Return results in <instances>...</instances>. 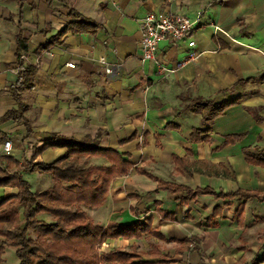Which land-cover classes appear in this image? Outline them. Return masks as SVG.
Masks as SVG:
<instances>
[{"label": "crops", "instance_id": "crops-1", "mask_svg": "<svg viewBox=\"0 0 264 264\" xmlns=\"http://www.w3.org/2000/svg\"><path fill=\"white\" fill-rule=\"evenodd\" d=\"M71 8L95 29L67 31L62 43L38 50L71 18ZM149 10L190 17L201 12L188 37L164 39L158 45L157 59L174 71L162 74L154 60H141L140 20ZM20 19L28 47L18 57L15 35ZM189 40L194 45L189 46ZM192 51L199 54L190 59ZM239 93V103L213 118L210 141L189 140L201 118L186 108L191 99L220 101ZM251 109L264 118V0H23L21 5L0 0V155L5 153L3 142L10 139L8 154L20 164L50 162L65 148L34 152L54 134L78 139L96 135L101 145L117 147L132 167L110 180L103 202L83 205L85 215L103 226L151 216L152 227L164 235L106 238L98 248L102 264H123L108 255L116 247L135 249L141 254L134 262L145 264H249L264 258V199L202 193L180 204L175 198L182 192L155 191L156 178L223 192L264 191V166L247 162L242 153L246 145L264 149V120H256ZM9 110H14L13 116L1 118ZM233 133L243 135L219 146ZM175 155L206 159L215 168H228L229 175L179 172ZM101 158L94 156L91 162L105 163ZM6 164L0 160L1 166ZM138 166L155 178L136 170ZM17 172L31 188L51 185L47 172ZM38 176L45 178L39 182ZM13 185L4 183L0 191L18 193ZM156 198L162 200V209L174 213L172 218H160ZM243 199L238 216L236 208ZM7 251L8 246L0 264L17 263L16 252L7 257Z\"/></svg>", "mask_w": 264, "mask_h": 264}, {"label": "trees", "instance_id": "trees-1", "mask_svg": "<svg viewBox=\"0 0 264 264\" xmlns=\"http://www.w3.org/2000/svg\"><path fill=\"white\" fill-rule=\"evenodd\" d=\"M17 1L19 5L23 2V0ZM69 11L71 18L55 34L49 35L45 44L39 46L38 50L45 49L54 43H62L64 41L62 37L67 31L91 32L95 29L96 25L87 20L79 11L72 8ZM18 27L15 42H17L16 56L20 57L21 52L27 50L28 41L21 19ZM242 98L243 94L239 93L220 101L201 97L191 99L186 108L195 114L199 113L201 118L200 124L192 128L189 140L192 142L210 141L209 133L212 129L213 118L223 114L228 106L239 103ZM13 111H5L1 118L13 116ZM251 111L256 120H264L255 109ZM166 126L175 125L167 122ZM27 129L31 131L28 126ZM242 135V133L226 134L219 146L239 141ZM50 146H61L65 148V151L50 162L36 160V162L29 161L26 165L20 164L8 153L0 155V160L6 161L7 166L13 165L16 169L14 172L5 170L0 173V185L9 182L23 188L22 191L11 193L7 197L0 196V256L7 246L11 245L15 247L18 257L15 264H102L103 259L98 248L106 238L120 235L140 237L143 233L164 238L158 228L152 227L153 217L151 216L144 221L136 220L125 224L111 221L103 226L85 215L83 205L96 206L103 202L108 193L110 180L127 173L132 167V162L124 158L123 153L117 147L101 145L96 135L92 138L83 136L78 139L54 134L50 140L41 142L35 148L34 155L40 154ZM242 153L247 162L264 166V149L258 148L256 144L242 146ZM94 156L103 157L106 162L92 163L91 158ZM174 163L179 172L186 170L189 173L200 171L209 175H229L228 168L223 166L215 168L208 160L202 158L190 160L188 156L175 155ZM21 168L28 171L38 169L49 173L51 185L46 189L31 190L29 180L18 173L15 174ZM136 170L155 178L141 166H138ZM156 180L155 191L182 192V195L175 198L180 204L196 200V197L202 193H208L217 198L234 196L244 199H264V191L259 190L238 188L223 192L210 186L192 188L186 184L167 182L157 178ZM12 199H15L18 204H24L22 219L18 217L19 209ZM244 199L236 208L238 216L243 213ZM161 202V199H155L157 214L161 219L172 218L174 213H168L162 209ZM41 214H46L50 218L41 217ZM6 224H8L7 229H5ZM176 251H181V248H177ZM140 254L135 249L120 247L108 252L111 259L123 264H145L144 261L134 262V258L139 257ZM263 259L262 256L255 258L249 264H259Z\"/></svg>", "mask_w": 264, "mask_h": 264}, {"label": "built area", "instance_id": "built-area-1", "mask_svg": "<svg viewBox=\"0 0 264 264\" xmlns=\"http://www.w3.org/2000/svg\"><path fill=\"white\" fill-rule=\"evenodd\" d=\"M201 12H197L193 17L181 12H166L160 10H149L140 20V51L142 53L141 60H154L159 72L174 71L172 67L164 65L156 57L159 43L164 39L179 40L188 37L199 23ZM216 27H218L216 25ZM189 46L194 45V40H189ZM199 54L198 51L189 52L188 58H194ZM68 66H74L72 61L67 62ZM145 86V91L148 89ZM3 149L8 153L11 149L10 139L3 142Z\"/></svg>", "mask_w": 264, "mask_h": 264}, {"label": "rangeland", "instance_id": "rangeland-1", "mask_svg": "<svg viewBox=\"0 0 264 264\" xmlns=\"http://www.w3.org/2000/svg\"><path fill=\"white\" fill-rule=\"evenodd\" d=\"M100 159H102V158L100 157ZM5 170H8V171L14 172L16 169L14 168L13 165H11V166H7V164H6V165H3V166L0 165V173L4 172ZM18 170H19V169H18ZM16 173H18V172L16 171L15 174H16ZM43 178H45V177H40V176H38V178H36V180H39V182H41ZM13 186H14V185H13ZM15 186H16V188H18L19 192L23 190V188H20V187L17 186V185H15ZM29 188H31V186H29ZM36 189H38V188H36ZM36 189L31 188V190H33V191H36ZM39 190H41V189L39 188ZM6 191H7V190H6ZM6 191H4V190H2V192L0 191V192H1L0 195H2V196H4V197H7L6 195H8L7 193H9V192L7 191V193H6ZM12 201H14V202L16 203V200L12 199ZM18 206H19V215H18V217H19L20 219H22V218H21V217H22V209L24 208V204H22V205H18ZM40 216H41V217H44V218H47V219L50 218V217H49L48 215H46V214H41ZM8 250H9V251H7V253H6V256H7V257L9 256V253L12 254V252H10V251L13 250L14 253H15V247H13V246H11V245L8 246Z\"/></svg>", "mask_w": 264, "mask_h": 264}]
</instances>
